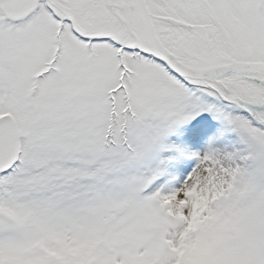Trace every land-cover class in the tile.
I'll use <instances>...</instances> for the list:
<instances>
[{"label":"snow or ice","instance_id":"1","mask_svg":"<svg viewBox=\"0 0 264 264\" xmlns=\"http://www.w3.org/2000/svg\"><path fill=\"white\" fill-rule=\"evenodd\" d=\"M0 264H264V0H0Z\"/></svg>","mask_w":264,"mask_h":264}]
</instances>
